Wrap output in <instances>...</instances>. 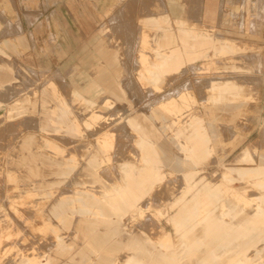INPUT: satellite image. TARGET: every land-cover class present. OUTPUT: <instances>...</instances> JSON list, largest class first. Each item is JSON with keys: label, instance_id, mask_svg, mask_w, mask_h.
<instances>
[{"label": "rangeland", "instance_id": "374dc122", "mask_svg": "<svg viewBox=\"0 0 264 264\" xmlns=\"http://www.w3.org/2000/svg\"><path fill=\"white\" fill-rule=\"evenodd\" d=\"M103 1L0 0V264H201L182 253L198 244L215 257L202 264H264V76L241 50H264L262 0H222L215 28L205 0ZM55 8L64 19H40ZM181 21L223 54L172 68L159 89L142 55L157 60ZM207 184L215 200L192 231L171 222L176 199ZM108 214L126 251L91 237L116 227Z\"/></svg>", "mask_w": 264, "mask_h": 264}, {"label": "crops", "instance_id": "0c3cea01", "mask_svg": "<svg viewBox=\"0 0 264 264\" xmlns=\"http://www.w3.org/2000/svg\"><path fill=\"white\" fill-rule=\"evenodd\" d=\"M62 2V0H41V2H43V4L45 5L50 4L53 5L55 3V5L58 2ZM54 2V3H53ZM107 0L103 1V4H105V6L107 5ZM110 3V0H109ZM222 0H205V6H206V22L204 23V25L206 27H212L215 28L217 27V24L220 21V11L222 9ZM228 12V11H227ZM251 13V12H250ZM247 15H249V13L247 12ZM52 18V19H58V20H62L64 19V16L62 14V10L61 8H55L52 11H48V10H44L42 13V16H40L41 18ZM230 17L229 13H225L223 16V24H224V18ZM229 18V19H230ZM155 20L153 21L155 26L158 27L159 31L156 33L157 35H160V37L164 34V31H168V28L165 27V25L162 23V21L159 20V18L156 19H151ZM165 20L169 21V16L166 15L165 16ZM180 24L182 25L180 28V33L179 35H177L176 33H171V39L167 41V43L169 44V46L167 47L166 45H161L159 48L154 49L157 60L156 59H149L148 57H146L144 54L142 55L143 59L145 60L143 63L144 69L141 71V77H144L145 75H150L153 76L154 79H152L151 81L154 82V84L157 86V88H160V81L161 78L166 75L169 71L172 70V68H177L178 66L180 67L182 64L184 63H195L200 59H207L208 57L211 56L210 54V49L213 47L214 50V55H220L223 54V43L224 41H220L218 46L216 47V43L215 40H212L211 35L207 32H203V31H199V32H194L192 28H188L185 27L183 24L184 22L181 21ZM224 26H227L224 24ZM228 27V26H227ZM263 28H264V24H263ZM227 31V30H226ZM224 31V32H226ZM166 33V32H165ZM246 33H252V28H248L247 32H244L243 35H245ZM263 33V37H264V29L262 31ZM61 35L62 32H60V30H57L56 33L54 34L55 37H57V43L62 45V40H61ZM145 42L147 41V39L144 40ZM241 50L243 52L246 53L247 56L252 57L254 55H261L262 59L264 61V50L257 48V47H252V48H241ZM203 70L205 68H202ZM264 83V81H263ZM52 86H54V83H51ZM260 105H262L260 103ZM263 109V108H262ZM264 121V118H263ZM252 132H248V135L246 136L245 139H248L249 135L252 134ZM144 139H142L143 141ZM241 142V141H240ZM240 142L234 147V149L240 144ZM255 144H251L247 147H245V149L242 150V152L239 154V156L244 155V151H249L250 149H252L254 147ZM233 149V151H234ZM244 153V154H243ZM238 156V157H239ZM94 167L97 168L100 166V162L96 161L94 162ZM131 179L132 175L129 177ZM87 211H91L90 209H88ZM115 209H110L109 213L114 212ZM178 211V210H177ZM177 213V212H176ZM109 217L111 218L110 221L111 223H115L116 227L114 229H110L109 232H104V233H96L93 234L91 237L93 238V240L98 243L101 247L108 244V248L112 247L115 250H123L126 251V247L128 245V243H130L131 241H127L124 240V236L122 237V239L119 242H114L113 239L116 235H120L118 233V220L116 221H112L113 218L115 217V215L112 214H108ZM176 215V214H175ZM171 219V222H176L173 220L174 216ZM167 218V216H165ZM115 219V218H114ZM178 223V222H177ZM180 224V223H179ZM181 225V224H180ZM182 226V225H181ZM186 227V226H184ZM180 236L181 239H180ZM184 237V235H179V242H182V238ZM165 238H168L169 240L171 239L172 245L174 243L173 240V236L172 235H167ZM164 238V244L166 245V247H172V246H168L169 243H167L165 241ZM133 242H139L137 240L133 241ZM110 243V244H109ZM160 254V253H158ZM159 255H157L156 257H154V259L156 260H166L163 261L162 263H166L168 264V262H170L171 260L173 261L174 258H172V254H165V259H160V257H158ZM149 258V257H148ZM147 258V260H148ZM174 264V261H173Z\"/></svg>", "mask_w": 264, "mask_h": 264}, {"label": "bare ground", "instance_id": "6f19581e", "mask_svg": "<svg viewBox=\"0 0 264 264\" xmlns=\"http://www.w3.org/2000/svg\"><path fill=\"white\" fill-rule=\"evenodd\" d=\"M254 2V0H249ZM262 5L264 6V0L261 1ZM227 67L229 68H233L234 65H228ZM243 67L249 71V72H254V70L257 67H260L262 70L261 75L264 76V61L262 59L261 55H254L252 57H249L246 59V62L244 63ZM5 67L0 66V82H4V81H8V79L4 80V78H6V74H5ZM254 90L252 92L249 93L248 96H250L253 100H256V97L254 95ZM212 188L211 184H207L204 185L201 189H199V192L197 195H195L192 199H188V192H186L184 195H182L181 197H178L174 203L173 207H177L178 211L176 213V215L174 216L173 220L180 223L182 226H186L188 227V232L192 231V228H194V221L191 218V214L192 211H199L204 205H206V203H208V200L214 201L215 197L211 194L210 196H208L207 193H209L210 189ZM244 204H246V202H244ZM229 207L231 212L235 211L234 208H238V207H242V205H238V202L235 200H230L229 201ZM215 229L217 230V227L215 226ZM219 229V227H218ZM242 232V231H241ZM235 235V233H234ZM238 235H236L237 237ZM182 236H180L181 238ZM165 241L167 243H169L168 246H172L171 239L169 240L168 238H165ZM253 242H255V244H257V240L254 241H250L249 243H245V245H242L243 248L248 249V246L250 244H252ZM223 245H227V242H223ZM202 245L198 244L197 246H194L188 250L183 251V255L184 258H186L187 261H191V260H196L198 259V261H200V263L202 264V262L207 263V262H215V257L213 254H209L207 256H201V251H202ZM221 250V247L219 248L218 251ZM203 252V251H202ZM256 258H259L256 257ZM246 259V263L248 264L249 260L247 259V256H245ZM174 261V260H173ZM173 261L171 260L170 262H168V264H173ZM166 264V263H164Z\"/></svg>", "mask_w": 264, "mask_h": 264}]
</instances>
